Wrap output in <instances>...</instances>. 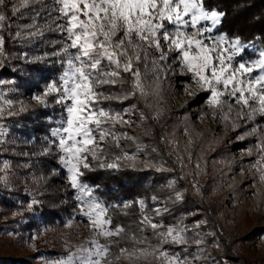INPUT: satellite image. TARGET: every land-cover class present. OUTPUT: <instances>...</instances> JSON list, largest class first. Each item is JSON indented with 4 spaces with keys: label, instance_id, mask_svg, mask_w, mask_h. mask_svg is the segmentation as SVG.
I'll return each instance as SVG.
<instances>
[{
    "label": "snow or ice",
    "instance_id": "1",
    "mask_svg": "<svg viewBox=\"0 0 264 264\" xmlns=\"http://www.w3.org/2000/svg\"><path fill=\"white\" fill-rule=\"evenodd\" d=\"M22 3L27 6L30 0ZM54 3L57 19L61 21L57 30L64 36L56 55L62 57L64 69L58 82L50 83L34 99L42 107H49L50 103L60 105L66 113L59 121L60 126L51 130L50 144L56 147L58 161L67 170L70 187L79 193L76 197L79 215L85 218L93 237L70 248L53 264H112V259L127 260L130 264L141 259L145 264H189L188 257L164 247L188 244V228L182 221L164 226L144 215L139 231L150 228L156 240L154 246L147 236L138 237L134 232L127 233L123 226H114L109 213L118 206L99 200L94 186L83 181L86 171L93 170L90 160L97 161L100 168L117 169L120 160L134 161L142 150L138 145L137 153L122 152L111 163H103L108 156L105 146L110 151L112 147L119 148L122 139L137 141L127 131L118 132L116 128L132 124L124 118L131 114L130 110L117 112L105 103L137 98L152 108L149 97L159 96L163 80L170 72L178 71L191 80L195 90L208 94L206 104L213 118L231 122L233 129L253 124L251 131L239 139L257 137L254 151L258 160L253 166L259 169L260 181L264 182V124L257 123L258 117L264 120V47L219 31L226 13L206 6V0H54ZM6 7V0H0V66L7 59L3 34L8 20L3 11ZM18 10L13 6L11 13L15 15ZM16 36H20L19 31ZM113 88L120 91L112 92ZM12 103L4 100L9 107ZM4 115L5 110L0 107V118ZM160 115L157 111L152 118L159 120ZM145 118L140 112V119ZM4 134L0 130V136ZM248 154L252 155L253 149ZM188 159L191 160V154ZM177 160L183 166L182 159ZM195 167L199 169L200 164ZM157 170H162V166ZM176 198L182 200L183 194L178 192ZM138 204L141 209L146 208L143 200ZM155 211L157 216L161 215L159 209ZM125 236L132 242L131 248L111 242L113 237ZM195 242L199 245L204 240Z\"/></svg>",
    "mask_w": 264,
    "mask_h": 264
},
{
    "label": "trees",
    "instance_id": "2",
    "mask_svg": "<svg viewBox=\"0 0 264 264\" xmlns=\"http://www.w3.org/2000/svg\"><path fill=\"white\" fill-rule=\"evenodd\" d=\"M13 1L6 0L7 7L3 9L8 16L3 34L5 35V48L7 59L0 71V76L13 77L17 88L15 100L23 102V106L28 107V102L32 107L23 110L20 116L13 117L10 121L13 124H21L22 135L32 137L34 141H22L19 144L20 157L16 162L22 160L24 168L20 171L22 176L38 177V182L34 184V192L40 194L39 203L28 206V199L25 197L21 213L16 217L3 220V217H10L14 211L15 203H10L8 199H3L4 211H0V224H8L17 221L18 217L29 218L28 226L39 224V218L45 223L52 225L60 224L67 216L76 210V198L73 196V188L68 181L62 178L64 169L58 161V152L50 144L52 140L50 132L51 126L57 124L56 119L61 116L63 107L51 104L49 107H42L34 99L37 95H42L46 87L53 81L58 82L64 65L60 62L62 57L56 55L61 48L64 36L57 30L58 21L55 16V4L48 0H30V3L23 8H19L15 15L11 13ZM206 6L216 8L226 13L219 30L229 36H238L243 42L257 43L259 47H264V0H206ZM32 10H34L32 12ZM26 14L36 15L38 24L28 27L27 23L33 24V18ZM26 15V17H25ZM40 30L39 35H31L30 30ZM20 36H16V32ZM26 35V37H25ZM31 36V37H30ZM28 52L30 55L26 61L22 60V54ZM174 74L169 73L168 78L161 83L159 96L152 95L149 102L152 108L145 106L144 101L131 98L135 105L138 129L134 134L139 142L145 145L146 169L136 170L127 166L124 162L117 169L100 168L97 161H92V171H86L82 178L84 182L94 186L96 195L108 205L118 207L110 210V216L114 226H123L127 233H136L138 237L147 236L152 244L156 245V240L150 228H145L144 232L139 229L140 220L144 215L162 220L164 226L179 223L182 221L188 228L187 239L191 244L184 250L185 245H165L171 252L186 254L193 252L196 248L194 242L204 237L208 247L213 241H217L223 253L218 256L227 259L237 258L231 256V244L227 239L224 225L217 218L223 207L215 202L207 201L196 197L187 180L186 166H181L177 157L181 158L176 150V144H183L182 130L184 125L177 118L176 114L181 110L174 108L171 102V95L174 88ZM107 91V88H106ZM112 92H119V88L111 89ZM47 99L51 102L52 97ZM128 101V100H125ZM119 101H108L105 106L119 104ZM183 110V108H182ZM159 111V120L152 117ZM185 111V110H184ZM140 112L146 117L140 119ZM186 134L192 139L193 145L197 148L208 146L213 147L215 152L222 153L226 159H230L231 149L223 147L217 136L210 131H201L198 136L196 125L192 119L185 120ZM18 126V125H17ZM244 129L246 127L244 126ZM31 135V136H30ZM175 141V143H171ZM133 141L121 140L120 147H112L108 152V158L112 162L114 156L121 155L126 150L135 149ZM50 149V151H45ZM21 158V159H20ZM183 161V160H182ZM18 163H16L17 165ZM56 166L58 169H54ZM162 170H157L161 168ZM231 167V166H230ZM228 167V169L230 168ZM61 169V170H60ZM230 168V172H231ZM231 174V173H229ZM29 180V179H28ZM173 181L175 183H173ZM63 182L64 185L61 184ZM183 194V199L176 198L177 193ZM155 197L157 200L153 199ZM123 199L131 200L130 203H122ZM143 200L146 208L141 209L138 201ZM164 203L167 211H162L161 215H156V206ZM129 204V207H124ZM32 213L39 214L38 219H34ZM206 222V223H205ZM199 223V227L195 225ZM214 234V235H213ZM131 248L132 242L127 236L111 241ZM146 246V245H138ZM116 249H113L115 253ZM123 260V259H122ZM118 264H121V261ZM151 260V258H149ZM116 262L117 260L112 259ZM3 264H35L21 259H2ZM125 264H130L128 261ZM134 264H145L143 259L135 261Z\"/></svg>",
    "mask_w": 264,
    "mask_h": 264
},
{
    "label": "rangeland",
    "instance_id": "3",
    "mask_svg": "<svg viewBox=\"0 0 264 264\" xmlns=\"http://www.w3.org/2000/svg\"><path fill=\"white\" fill-rule=\"evenodd\" d=\"M10 1H13L11 8L13 6L17 9L24 7L22 0ZM48 1L54 2V0ZM26 15L34 19L33 24L27 23L28 27L38 24L37 21L39 20L35 17L36 15ZM57 15L56 12L55 19L60 23ZM30 30L33 36L41 33L40 30H33L32 28ZM255 44L260 48L257 43ZM29 55L28 52H24L22 60L26 61ZM3 66L4 61L3 65L0 66V71ZM172 67L176 68V65L173 64ZM0 81H4V83H0V107L5 110L4 117L0 118V130L5 132L3 136H0V211L5 210L2 204L3 199L15 203L14 207H16L10 217H3V220L7 221V219L16 217L21 213L25 197L29 200L28 206H31L34 205L33 201H39L40 194L35 193L33 189L34 184L38 182V177L26 178L22 176L20 171L25 167V164L22 160L16 162L21 155L19 144L22 141H34L35 136L32 135L30 139V137L22 135L19 138L23 132L21 131L22 125H15L10 121L13 117H19L23 110H27L33 104L28 102L27 107L23 106V102L15 100L14 94L17 92L14 85L15 78L0 76ZM173 84L172 106L181 109L176 116L184 125L182 138L185 141L183 144H176V150L186 166L185 176L196 197L207 201L211 200L223 207L217 218L224 225L227 239L232 248L231 256L237 258L227 259L223 256L219 258L218 254L223 253V251L217 241H213L212 245L208 247L202 236L200 239H203L204 243L198 245L194 242L196 248L193 249V252H187L184 255L180 253L181 257H188L189 264H264V182L260 181L259 169L253 166L258 160V154L254 151L258 141L256 136H245L243 140L239 139L240 135L251 131L253 124L249 123L233 129L231 122L224 123L219 117L213 118L212 110L206 104L208 94L195 90L191 80L186 76H181L178 71L174 73ZM190 92H194V94L190 95ZM4 100H11L13 103L9 107L4 104ZM133 105L135 104L128 100L108 106L117 112L124 109H129L131 112L130 115L124 116L126 120L132 121L131 125L116 126L118 132L127 131L130 136L137 138L135 149L125 152L137 153L138 145L142 149L137 153L134 161L120 160L118 162L120 167L121 163L124 162L131 168L142 170L148 166H145V145L139 142L138 137L134 134L138 127L136 125V105L135 108H132ZM9 112L13 114L8 115ZM65 115L66 113L62 110L61 116L56 119L57 124L51 126V130L60 126L59 121ZM187 117L191 118L197 129L200 130L197 131L199 132L198 136H201V131H210L217 136L223 147L231 149L230 159L227 160L220 152L216 153L213 147L208 148L206 145L201 148L195 147L190 136L186 134L188 131L185 128ZM257 123L264 124V120L258 117ZM51 138L53 139L52 136ZM54 148L56 149V147ZM249 149H253L252 155L248 154ZM189 154H191V160L188 159ZM16 163L18 164L16 165ZM103 163H111L108 156L103 160ZM197 163L200 164L199 169L195 167ZM54 167V169H58L56 166ZM228 167L232 169L231 172ZM62 168L64 169L62 178L68 181L67 170L63 166ZM61 184L64 185L63 182ZM194 185L199 187V191ZM73 191V196L76 198L79 193L75 189ZM95 196L101 200L96 193ZM121 202L130 203L131 200L123 199ZM156 209L162 212L166 208L161 202L156 206ZM32 215L34 219L39 218L37 213H32ZM29 222L28 217L20 216L17 221L0 224V264H3L2 259L6 258L21 259L35 264H53L54 261L61 259L70 248L83 244L93 237L85 218L79 215L77 200L76 210L60 224L52 225L39 218V224L30 227L28 226ZM153 222L162 224V220L156 218H153ZM176 224H169L168 226ZM116 239L118 237H113L111 241ZM102 242H104L103 239ZM190 245L188 242L184 249ZM127 262V260H122L121 264ZM112 264H118V261H112Z\"/></svg>",
    "mask_w": 264,
    "mask_h": 264
}]
</instances>
